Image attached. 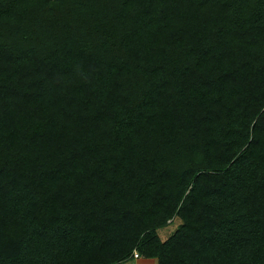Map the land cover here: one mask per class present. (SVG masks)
<instances>
[{
  "label": "trees",
  "instance_id": "trees-1",
  "mask_svg": "<svg viewBox=\"0 0 264 264\" xmlns=\"http://www.w3.org/2000/svg\"><path fill=\"white\" fill-rule=\"evenodd\" d=\"M135 251L264 264V0H0V264Z\"/></svg>",
  "mask_w": 264,
  "mask_h": 264
},
{
  "label": "rangeland",
  "instance_id": "rangeland-1",
  "mask_svg": "<svg viewBox=\"0 0 264 264\" xmlns=\"http://www.w3.org/2000/svg\"><path fill=\"white\" fill-rule=\"evenodd\" d=\"M182 223L180 218H175L171 220L165 227L159 229V234L163 240L167 239L171 234L175 232V230ZM152 260V261H151ZM148 260L147 258L142 257H134L132 260L125 261L123 263L118 264H158L157 259Z\"/></svg>",
  "mask_w": 264,
  "mask_h": 264
},
{
  "label": "built area",
  "instance_id": "built-area-1",
  "mask_svg": "<svg viewBox=\"0 0 264 264\" xmlns=\"http://www.w3.org/2000/svg\"><path fill=\"white\" fill-rule=\"evenodd\" d=\"M134 257H136V258L140 257V254H139L138 251H135V252H134Z\"/></svg>",
  "mask_w": 264,
  "mask_h": 264
},
{
  "label": "crops",
  "instance_id": "crops-1",
  "mask_svg": "<svg viewBox=\"0 0 264 264\" xmlns=\"http://www.w3.org/2000/svg\"><path fill=\"white\" fill-rule=\"evenodd\" d=\"M148 260H151V259H148ZM152 261V260H151Z\"/></svg>",
  "mask_w": 264,
  "mask_h": 264
}]
</instances>
